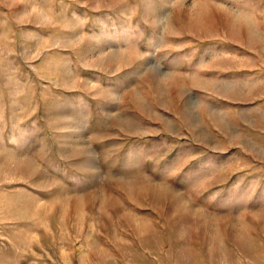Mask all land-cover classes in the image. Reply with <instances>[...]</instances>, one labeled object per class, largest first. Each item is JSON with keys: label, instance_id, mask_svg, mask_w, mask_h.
<instances>
[{"label": "rangeland", "instance_id": "obj_1", "mask_svg": "<svg viewBox=\"0 0 264 264\" xmlns=\"http://www.w3.org/2000/svg\"><path fill=\"white\" fill-rule=\"evenodd\" d=\"M0 264H264V0H0Z\"/></svg>", "mask_w": 264, "mask_h": 264}]
</instances>
